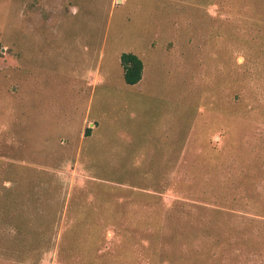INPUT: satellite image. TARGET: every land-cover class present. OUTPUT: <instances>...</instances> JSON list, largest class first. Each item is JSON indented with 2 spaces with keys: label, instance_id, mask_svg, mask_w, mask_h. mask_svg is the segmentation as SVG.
<instances>
[{
  "label": "rangeland",
  "instance_id": "rangeland-1",
  "mask_svg": "<svg viewBox=\"0 0 264 264\" xmlns=\"http://www.w3.org/2000/svg\"><path fill=\"white\" fill-rule=\"evenodd\" d=\"M0 264H264V0H1Z\"/></svg>",
  "mask_w": 264,
  "mask_h": 264
},
{
  "label": "trees",
  "instance_id": "trees-1",
  "mask_svg": "<svg viewBox=\"0 0 264 264\" xmlns=\"http://www.w3.org/2000/svg\"><path fill=\"white\" fill-rule=\"evenodd\" d=\"M121 65L124 71V81L127 85H136L142 80L144 64L136 54L123 53L121 55ZM89 133L90 131L86 135L88 136Z\"/></svg>",
  "mask_w": 264,
  "mask_h": 264
}]
</instances>
